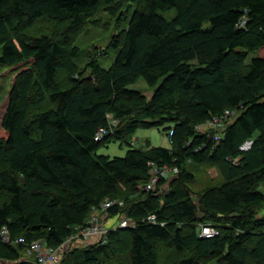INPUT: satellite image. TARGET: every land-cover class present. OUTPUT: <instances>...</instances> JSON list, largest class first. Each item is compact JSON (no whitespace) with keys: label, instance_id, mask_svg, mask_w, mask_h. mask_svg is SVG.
<instances>
[{"label":"trees","instance_id":"trees-1","mask_svg":"<svg viewBox=\"0 0 264 264\" xmlns=\"http://www.w3.org/2000/svg\"><path fill=\"white\" fill-rule=\"evenodd\" d=\"M124 6L110 66L94 49L79 68L70 38ZM43 21L47 32L32 34ZM0 48L12 73L0 107V263L35 264L23 243L42 241L61 250L58 264H264V0H0ZM226 112L220 140L200 130ZM107 115L117 124L97 143ZM153 128L169 149L129 145ZM112 139L129 146L124 156L98 155ZM150 164L176 173L144 190ZM190 165L216 167L218 181L193 191ZM95 216L129 227L67 246ZM202 225L216 235L199 238Z\"/></svg>","mask_w":264,"mask_h":264},{"label":"rangeland","instance_id":"rangeland-1","mask_svg":"<svg viewBox=\"0 0 264 264\" xmlns=\"http://www.w3.org/2000/svg\"><path fill=\"white\" fill-rule=\"evenodd\" d=\"M127 8L124 6L121 10L116 9L114 11H101L96 17L90 19L89 23L87 24L86 28L81 31V33L75 35L74 37L70 38V42L73 43L76 47L81 50V62H76L77 66L83 67L86 64V57L88 56V52H92L94 49L100 51L104 50V54L100 57H97L98 64L103 68H108L111 62L114 59L116 52L108 47V42L111 40L113 35H118L122 29H125L127 24ZM46 21H43V25H38L40 22H37L35 26H33L31 33L35 35H40L41 33L47 32L49 26L45 24ZM49 25V24H48ZM66 26V21L61 20L54 24V26H50L51 33L56 38L59 37V33H55V29H63ZM56 30V31H57ZM54 32V33H53ZM1 51V48H0ZM255 57L256 53L249 54V58ZM0 107L4 103L5 94L10 86L12 80V73L8 72L7 69L0 67ZM145 85L143 82H138L134 85V88L143 90L144 93L148 94L144 88ZM208 130L206 126H202L200 128L201 131ZM129 141V145L131 142L134 143L137 148L144 147V142L149 141L151 147H163L169 148V141L167 137L166 131L164 129L153 128V129H140L137 130L132 138ZM129 148L126 143H122L117 140H111L108 144L101 147L97 154L98 155H105L111 158L113 157H123L126 150ZM188 170L193 172L194 174V182L191 183L190 188L197 192L204 189V187L212 182L218 181L219 175L216 167H210L206 165H190ZM169 184L164 185L163 188L167 189ZM162 188V189H163ZM110 222V221H107ZM106 224V223H104ZM116 224V223H115ZM107 227H109L106 224ZM116 226V225H114ZM122 230V229H121ZM86 239L84 241H87ZM67 246H72L68 244ZM67 246L66 249L68 248ZM61 251V250H60ZM61 253V252H60ZM61 260V254H58L57 260L54 264H58ZM4 264V263H0Z\"/></svg>","mask_w":264,"mask_h":264},{"label":"built area","instance_id":"built-area-1","mask_svg":"<svg viewBox=\"0 0 264 264\" xmlns=\"http://www.w3.org/2000/svg\"><path fill=\"white\" fill-rule=\"evenodd\" d=\"M232 113L226 112L221 118L219 119H212L207 121L204 126L208 128V130H212L214 133L211 136L213 140L218 141L222 137V130L225 125V123L231 118ZM108 119V127L99 128L95 134H94V141L99 143L102 142L108 134L112 132V128L117 124L116 120L112 118L111 115H107ZM171 134V132H169ZM252 145V140H246L240 147L239 150L241 152H247L250 150ZM130 146L137 148V146L134 145L133 142H131ZM151 165V164H150ZM152 166V171L150 174V178L148 183L143 187L144 190H151L154 188L155 184L162 178V179H168L176 173L175 169H171L167 166L163 167H155ZM111 205H113V202L106 201L101 207L103 210L106 208H109ZM121 205V203H119ZM150 221H153V218H149ZM129 227V221L126 219L118 220L116 223V226H114L115 229H126ZM111 228V227H110ZM109 227L105 226L104 224H100L98 220V216L93 217L89 224L80 230L78 236L83 238V240L89 239L92 243H97L100 241H104L106 238L107 233L110 230ZM216 235L215 229L210 225H202L200 227L199 232V238L201 239H208ZM2 243L8 244L9 240L6 236V232L2 231L0 235ZM19 243H23L22 240H18ZM23 246L25 248V251L28 256H32L35 264H54L57 260V256L59 254L60 250H51L45 247L44 243L42 241H34L30 244L23 243Z\"/></svg>","mask_w":264,"mask_h":264},{"label":"crops","instance_id":"crops-1","mask_svg":"<svg viewBox=\"0 0 264 264\" xmlns=\"http://www.w3.org/2000/svg\"><path fill=\"white\" fill-rule=\"evenodd\" d=\"M251 54V53H250ZM248 58H249V56H248ZM247 58V62H249L252 58H254L253 56L250 58V59H248ZM147 143V145L149 146L148 148H156V147H151V144L149 143V141H146V142H144V144H146ZM161 148H163V147H161ZM169 148H170V146H169ZM169 148H165V149H169ZM108 221H110V222H105L109 227H113L114 225H116L115 223H117V221L115 220H113V219H111V220H108ZM90 244H92V242H91V240H87V241H84V240H79V241H75L73 244H72V247L73 248H81V247H83V246H85V245H90Z\"/></svg>","mask_w":264,"mask_h":264}]
</instances>
